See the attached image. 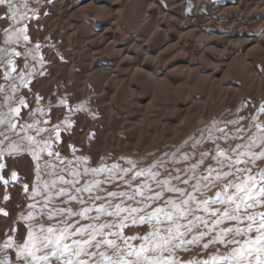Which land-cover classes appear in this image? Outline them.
<instances>
[{
    "label": "snow or ice",
    "instance_id": "6c2138e0",
    "mask_svg": "<svg viewBox=\"0 0 264 264\" xmlns=\"http://www.w3.org/2000/svg\"><path fill=\"white\" fill-rule=\"evenodd\" d=\"M0 6H6L5 16L0 18L21 22L25 13L20 9L28 7V0L22 4L0 0ZM25 32V28H20L14 35L27 40ZM5 35H8L7 31ZM12 64V59H9L8 65ZM8 75L6 71L5 79ZM20 83L24 84L23 73ZM3 90L0 86V92ZM11 99L5 96L3 106L8 111H0V137L3 138L0 143L13 134L30 145L42 143L43 147L32 151V157L38 161L45 151L48 157H55L54 162H45L44 165L53 168L49 175L55 178L50 185L47 182L43 184L42 193L38 186H34L32 196L46 194L41 216L45 215L43 208L54 199L67 205L48 208L47 218L55 223L47 226L43 222L38 226L29 223L27 238L23 242L9 237L0 246L6 250L15 243L17 261L22 260L23 264H264V211L257 210L264 209V169L252 171L257 160H264V122L259 120L264 114V103L250 117L239 116L223 122L224 127L214 119L206 129L199 130V138L193 133L184 142L185 145L190 144L192 152L181 155L183 148L178 147L175 153L170 154L169 160L157 158L147 167H140L143 159L135 161L126 157L121 158L123 165H108L101 158L100 164L93 166L84 156L66 160L59 151L53 150L55 141L51 133L56 132L59 139L57 129L60 125H50L46 121L45 126L38 127L40 121L27 123L21 115L22 108H29L30 119H34L35 112L43 113V110L30 109L24 97L16 105L7 103ZM36 99L39 102L40 97ZM64 103L61 99L60 104ZM69 111H80V108H70ZM61 123L68 124V118ZM253 127L255 132L248 135ZM33 129L40 140L35 136L22 135ZM45 131L49 132L47 138L41 135ZM221 140L224 143L240 140L241 143L226 149L220 146ZM206 141L215 143V148H207ZM8 147L14 149L16 145L9 143ZM197 153L199 160L190 163ZM209 156L218 167L210 165L205 172H198ZM0 158H3V152H0ZM56 162L63 165L60 172L55 171ZM4 167L0 163V170ZM36 167L39 180L41 166L37 163ZM12 179H16L15 172ZM220 181L227 183L215 193L214 198L199 199L197 193L203 195ZM113 183L123 190L109 191L106 186ZM72 204L80 205L79 209L73 208ZM35 207V204L29 205L30 209ZM0 212L8 215L3 210ZM21 219L34 221L36 217L29 211ZM81 221L88 222L81 224ZM226 222L234 223L224 226ZM144 226L148 228L146 232L137 231L133 235L125 232L127 228L142 229ZM253 232L254 238L249 235ZM134 241L139 243L134 244ZM216 245L230 247L231 250L221 253L217 249L206 258L188 261L179 256L180 252L189 251L191 247H198L203 253ZM0 264L10 262L5 257Z\"/></svg>",
    "mask_w": 264,
    "mask_h": 264
},
{
    "label": "bare ground",
    "instance_id": "6f19581e",
    "mask_svg": "<svg viewBox=\"0 0 264 264\" xmlns=\"http://www.w3.org/2000/svg\"><path fill=\"white\" fill-rule=\"evenodd\" d=\"M44 1L46 4L39 11L44 17V32L40 35L42 29L32 21L26 27L29 35L33 41L47 34L52 39L67 37V41L74 39L83 45V57L78 60L76 73H94L89 77L95 75L98 79L92 86L103 91L100 101L123 93L126 109L146 110L164 97V89L171 87L181 92L178 97L167 93L168 99L163 98L165 105L161 104L159 111L165 116V123L155 124L153 128L160 137L170 133L169 128H175L176 123L186 121L189 112L202 115L211 111L208 104L211 98L233 105L245 96L248 103L243 105L242 112H247L258 90L264 88V75L247 63L252 57L264 59V0ZM123 12L127 18L122 17ZM4 14L0 8V17ZM58 25L67 28V33L61 35ZM8 26V20L0 18V41L1 32ZM189 45L193 48L190 53ZM40 52L55 68L65 69L73 64V58L60 63L46 48ZM90 52L98 59L88 56ZM160 61L163 66L158 68ZM108 67H115L116 75H110ZM45 72L50 77L52 71ZM230 72L237 79L226 83L224 79ZM197 84L203 88L202 102L192 94ZM36 88L37 84L31 83L27 89L33 92ZM28 100L31 104V99ZM119 115L117 112L115 117ZM148 128L147 135L152 132ZM135 131L136 128L130 132V138H134ZM80 145L75 148L79 150ZM16 195L15 191L9 193L11 198ZM3 230L1 227L0 234Z\"/></svg>",
    "mask_w": 264,
    "mask_h": 264
},
{
    "label": "rangeland",
    "instance_id": "374dc122",
    "mask_svg": "<svg viewBox=\"0 0 264 264\" xmlns=\"http://www.w3.org/2000/svg\"><path fill=\"white\" fill-rule=\"evenodd\" d=\"M50 1L54 2L55 0ZM23 2L24 0H14V3L16 4H22ZM44 4H46V1L44 0H28V7H21L20 9L21 12L25 13V19L23 21H12L11 19L6 18L9 22V26L8 29L1 32L0 41V86L4 89L0 92V111H8V108L3 106L5 105V96L12 97V99L7 102L12 105H16L21 97L26 98V103L29 102L28 99L30 98L31 104L27 103L30 105V109H42L43 113L37 111L35 112L34 119H30L28 117L29 108H24L21 110V115L27 123L40 121L38 127L45 126L44 122L46 121H48L50 125H60L57 129L59 132V139L56 138V132L51 133L52 140L55 141L53 150L59 151L66 160H74L77 156H84L88 158V162L93 166L99 165L101 158H104V162L108 165L113 163L123 165L124 160L121 158L126 157L135 161L143 159V163L140 167H147L156 161L157 158L169 160L170 154L175 153L178 147L183 148V151L180 153L181 155L186 152H192L193 150L191 149L190 144L185 145L184 142L188 140L193 133H195L196 138H199V130L206 129L212 124L214 119L219 122L220 127H224L223 122L235 120L239 116L250 117L254 115L259 109L261 103H264V88L258 90L257 98L253 103H249L251 108L247 112H242L243 105L248 103L245 96L233 105L224 102H215L213 98H211L208 101V104L211 105V111L202 115H194L193 112H189L186 121L184 120L176 123L175 128H169V135L166 134V136L163 135V137H160L159 134L154 133L153 130L155 124L161 125L162 123H165V116L160 113L159 108L162 106L161 104H163V106L165 105L164 99H168L167 97L170 94H175V96L178 97L181 92H178L177 89L171 87L164 89V97L155 100L156 102L154 101L151 103L146 110L126 109L122 102L124 96L123 93L111 97L107 96L108 98L106 97L104 100L100 101L99 98L104 94L103 91L92 86L95 81L98 82V79L95 75L89 77L94 73L90 71H85L81 74L76 73L75 67L78 65L81 56L83 57V45L74 42V39L67 41V37L65 40H62V38L52 39L45 33L46 36H42L41 39L33 41V38L29 35L26 27L32 21L36 22V25L40 30L42 29L40 35L44 32V23H42V21L44 22V17L39 15V11ZM5 7L6 6H0L4 11ZM33 11L35 13L34 15ZM125 15V12H123L122 17L127 18ZM20 28L26 29L27 33L25 32V34L28 36L27 40L23 39V36L17 38L16 35H14L15 31ZM221 28L222 26L219 27L220 30H222ZM58 29L60 30L61 35L67 33V28L64 26L60 25ZM71 30L73 31L72 26ZM6 31L8 32V35H5ZM9 36H11L10 40ZM40 47L46 48V50L52 53L60 63H65L66 60L73 58L72 63L74 65H67L65 66V69H62L61 67L55 68L53 65L50 66L51 64L42 58L43 56L40 52ZM190 47L191 46L189 45L187 46L188 50L186 49L189 53L193 50V48ZM15 53H19L20 55L17 56ZM88 56H93L94 59H98V56L95 55L94 52H90ZM9 59H12L13 61L12 66L8 65ZM20 59L21 61L17 62V60ZM263 60L264 59L261 57H252L247 63L253 67L255 72L259 70L257 73L263 76ZM151 62L153 63L154 61ZM163 62H165V60H163ZM163 62H158V68L163 66ZM14 64H18L16 66L17 70H13L15 66ZM109 68L110 70L108 73L112 76L116 75L115 67H108V69ZM47 69L52 71L50 77L47 72H45ZM6 71L9 74L8 79H5ZM21 73H23V85L20 83ZM225 79L224 81L227 83L233 80L235 81L237 78L234 73L230 72ZM31 83L37 84V88L33 92H29L27 89ZM13 86H15V91H13ZM194 86L192 88V94L194 93V96H196L195 98L200 99L198 101H204L200 97L202 95L201 93H203L202 86L200 84ZM167 93L170 94L167 95ZM37 96L40 97L39 102H37ZM61 99L65 101L63 105L60 104ZM77 107L80 108V111H69L70 108ZM238 109L239 111H237ZM115 112H119L121 115L115 117ZM66 117L68 118V124H62L61 122L64 121ZM131 117H133V119H130ZM259 120L264 122V114L260 115ZM244 123L246 125L247 122ZM148 126L152 131L149 135L146 134ZM134 128H136L134 138H130L129 134ZM254 132L255 128L253 127L248 135H251ZM22 135L35 136V130L33 129ZM41 135L47 138L49 132L45 131ZM206 135L207 133L205 132V136ZM64 136H67L66 140ZM0 139L3 138L0 137ZM35 139L40 140L41 137L35 136ZM96 139H99L98 144L96 143ZM9 143L15 144L16 147L14 149H9ZM219 143L222 148L227 149L230 147L234 148L238 143H241V141L231 140L228 143H224V141L221 140ZM78 144H81L79 150L75 148V145ZM206 146L209 149H214L216 145L211 141H206ZM37 147H43V144L41 143L39 146L30 145L27 141H20L19 137L15 134L11 135L10 139L4 140L3 143H0V152H3V158H0V163L5 165V167L0 170V210L8 213V215L5 216L0 212V228L2 227L4 229L0 234V246L4 245L9 237H11L13 241L19 239L20 242H23V240L27 238V225L29 223H33L36 226L41 222L46 226L50 223H55V221H49L47 218L46 213L48 212V208L53 206L67 207V205H64L61 200L54 199L48 207L43 208L45 215L41 216L43 198L46 194L33 197L32 191L34 186H38V190L42 193L43 184L45 182L49 185L51 184L52 179L55 177L49 175V173L53 171V168L45 167L44 165L45 162H54L55 157H48L47 152L45 151L41 153L38 161L34 160L32 157V151L36 150ZM10 152L12 154H10ZM214 154L215 153L213 152L212 155ZM198 160L199 154L197 153L190 163H196ZM37 163L41 166L39 169V180L37 179ZM210 165L214 168L218 167L215 161L211 159V156L200 165L197 171L205 172ZM169 166L171 165L169 164ZM61 167H63V165L56 162L55 171L60 172ZM178 167H183V165H178ZM261 169H264V160H257L252 167V171L257 172ZM13 172L16 173V179H12ZM229 179H231V177ZM5 180L7 181V184L4 183ZM226 183L227 181L217 182L214 188L206 190L203 195L197 193V196L199 199L214 198L215 193L221 191ZM106 187H108L109 191L123 190L117 183H113L111 186ZM10 191L17 192V195L14 198H11L9 196ZM6 195L8 197L7 200H5ZM32 204L36 205L34 209L29 208V205ZM71 206L76 209H79L80 207L78 204H72ZM89 206H91V204ZM257 210L264 211V209ZM29 211L33 212L36 219L34 221H25L21 219V217L27 216ZM105 219H107V217ZM3 221L7 223L3 224ZM87 222L88 221H81L80 223L85 224ZM231 223L234 222H226L224 226H230ZM147 230V226H144L142 229L127 228L125 229V232L127 235H133L137 231L146 232ZM249 235L254 238L255 232ZM133 243L138 244L139 241H134ZM217 249H219L221 253H227L231 250L230 247L216 245L210 246L209 249L201 253L200 248L191 247V250L189 251L180 252L179 256L184 261L196 259L198 257L206 258L207 255L216 252ZM5 257H7L10 264H23L22 260H16L15 243L12 248L6 250L0 248V260L5 259ZM249 259H252V257H249Z\"/></svg>",
    "mask_w": 264,
    "mask_h": 264
}]
</instances>
